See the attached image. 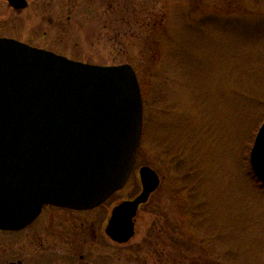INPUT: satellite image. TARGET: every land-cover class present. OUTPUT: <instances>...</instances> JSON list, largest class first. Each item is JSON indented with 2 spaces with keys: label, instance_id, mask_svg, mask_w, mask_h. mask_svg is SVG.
Instances as JSON below:
<instances>
[{
  "label": "rangeland",
  "instance_id": "1",
  "mask_svg": "<svg viewBox=\"0 0 264 264\" xmlns=\"http://www.w3.org/2000/svg\"><path fill=\"white\" fill-rule=\"evenodd\" d=\"M50 1L60 12L35 13L55 22L57 50L137 72L150 119L123 194L141 167L159 174L160 264H264V191L248 180L264 122V0H108L102 12L77 0L74 13L73 0Z\"/></svg>",
  "mask_w": 264,
  "mask_h": 264
},
{
  "label": "water",
  "instance_id": "2",
  "mask_svg": "<svg viewBox=\"0 0 264 264\" xmlns=\"http://www.w3.org/2000/svg\"><path fill=\"white\" fill-rule=\"evenodd\" d=\"M141 93L131 64L93 65L0 38V230L25 228L44 205L92 208L123 189L143 139ZM249 162L264 185V122ZM139 177L142 192L116 207L108 230L125 243L161 184L150 166Z\"/></svg>",
  "mask_w": 264,
  "mask_h": 264
},
{
  "label": "flooded vegetation",
  "instance_id": "3",
  "mask_svg": "<svg viewBox=\"0 0 264 264\" xmlns=\"http://www.w3.org/2000/svg\"><path fill=\"white\" fill-rule=\"evenodd\" d=\"M96 1L93 12H102L100 8L108 5V0ZM55 6L50 0H18L17 3L0 0V38L68 57L66 52L54 47L57 41L48 26L54 28L55 22L47 14L35 13L60 12ZM67 6L69 12L79 9L77 0ZM131 178L132 175L123 189L96 207L74 209L48 204L25 228L0 230V264H160L159 188L150 194L146 203L139 205L134 215L133 237L125 243L115 240L108 232L116 207L135 200L143 190L140 183L123 194ZM139 233L141 238L135 242Z\"/></svg>",
  "mask_w": 264,
  "mask_h": 264
},
{
  "label": "trees",
  "instance_id": "4",
  "mask_svg": "<svg viewBox=\"0 0 264 264\" xmlns=\"http://www.w3.org/2000/svg\"><path fill=\"white\" fill-rule=\"evenodd\" d=\"M158 102H162L161 100H155V102H153V103H158ZM145 103V102H144ZM144 106H145V104H144ZM155 106V105H154ZM149 117H146L145 116V121H144V133L146 132V130H147V121H149ZM143 133V134H144ZM144 141H145V134H144V136H143V143L142 144H144ZM142 148V145H141V147H140V149ZM139 149V150H140ZM139 152V151H138ZM249 178L250 179H248L249 180V182L251 183V185H252V187L254 188V189H256V190H259L260 192L262 191H264V185L258 180V178L255 176V174L253 173V171H252V169H251V166H249Z\"/></svg>",
  "mask_w": 264,
  "mask_h": 264
}]
</instances>
